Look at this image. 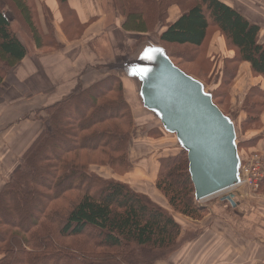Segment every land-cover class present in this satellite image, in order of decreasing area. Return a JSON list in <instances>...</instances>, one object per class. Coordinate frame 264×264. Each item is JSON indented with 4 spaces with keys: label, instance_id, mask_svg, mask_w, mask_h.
Returning a JSON list of instances; mask_svg holds the SVG:
<instances>
[{
    "label": "trees",
    "instance_id": "trees-1",
    "mask_svg": "<svg viewBox=\"0 0 264 264\" xmlns=\"http://www.w3.org/2000/svg\"><path fill=\"white\" fill-rule=\"evenodd\" d=\"M55 1L63 32L64 10L75 15L73 20L81 29L76 38L70 39L81 38L88 23L78 19L70 0ZM111 3L124 32L155 33L159 43L153 45L161 46L176 66L208 88L214 104L234 123L241 160L242 150L260 152L252 149H259V141L264 138L260 132L264 126V85L255 83L241 94L232 92L244 63L264 84V0H237L232 4L223 0ZM5 6L23 21L37 49L57 50L61 46L55 35L44 40L31 0H0V82L27 53L11 29ZM171 7L178 9L175 18H171ZM211 29L218 32L227 53L221 59L218 50L215 54L209 50ZM202 47L205 53L199 58ZM198 59L201 77L178 64ZM226 99L229 108L223 109ZM42 111L44 117L39 116L40 111L35 116L38 132L0 187V264H156L169 261L178 244L188 242L183 240L186 218L192 226L202 221L204 227L211 225L215 232L229 228L237 232L240 217L234 216L235 206L230 202L221 198L207 206L195 200L187 153L177 141V151L159 156L154 172L153 186L168 208L123 181L131 168L130 141L138 126L119 76L110 73L78 85ZM149 112L160 122L155 113ZM165 133L160 125L155 131L147 130L146 135L159 138ZM11 187L20 196L11 192ZM257 191L264 192V171ZM249 221L252 232L245 227L239 232L253 240L261 239L255 225L261 227L262 218ZM201 233L197 227L189 240L200 242Z\"/></svg>",
    "mask_w": 264,
    "mask_h": 264
},
{
    "label": "rangeland",
    "instance_id": "rangeland-1",
    "mask_svg": "<svg viewBox=\"0 0 264 264\" xmlns=\"http://www.w3.org/2000/svg\"><path fill=\"white\" fill-rule=\"evenodd\" d=\"M101 1L102 9L100 8L99 13L103 12V15L99 22L97 21L91 28L92 30H103L95 33V36L100 35L99 39L88 45L87 43H75L72 45L73 52H71L72 49L67 51L65 47L62 50L48 47L37 49L23 21L16 18L10 8L5 6L11 29L24 44L27 53L19 63L6 71L0 82V187L18 166L20 155L38 132L40 126L36 121L38 120L35 117L36 112L40 111L38 112L39 116L44 117L45 113H43L42 108L47 104H52L60 97L69 94L78 85L100 78L108 72L123 76L125 97L131 105L136 121L135 124L138 126L136 136L130 141L129 158L131 168L129 173L122 179L136 190L147 193L159 204L168 208L153 186L155 165L159 156L171 152L175 153L179 146L176 144L175 136L171 134L165 133L159 138L146 135L147 130L155 131L161 124L155 118V115L143 107L138 97L140 83L137 78L131 76L129 78L124 75H128V67H130V64L124 63L127 57L134 59L143 48L159 42L155 33L135 35L132 38L130 35L127 38H125L124 34L120 35L116 27L113 26L117 13L114 11L111 0ZM223 1L229 4L237 2V0ZM31 2L35 10L37 25L42 32L44 40L48 41L53 38L57 30L60 35L59 29L54 28L53 14L47 8L45 1L31 0ZM98 3L100 5V0H98ZM177 10L175 7L170 8L171 18H175ZM62 12L66 22L65 28L63 27L66 30L65 34L68 38H76L81 29L75 24V15L72 12L71 14H66L64 10ZM161 28L162 26L159 27L160 30ZM118 38L121 39L120 49H117L116 40ZM209 40V50L213 52L212 54H215L218 50L219 59L227 55L218 32L211 29ZM64 49L67 54L64 53ZM204 50L205 47L204 49L202 47L199 58L204 56ZM198 62L199 59L197 62L185 60V62L178 64L190 73L201 77L203 74H201ZM124 77L127 78V81ZM205 89L209 92L208 88ZM244 90L234 88L232 93L234 95L236 92L241 94ZM46 101L47 104H44ZM222 108H229V99L224 101ZM263 130L264 128L262 127L260 131ZM150 135L157 136L154 133ZM242 151L241 155L244 159L250 155L248 153L250 152L249 150H245L246 152ZM96 171L105 173V175L108 173L107 171ZM258 180L260 183L261 180ZM257 189L252 190L251 187L248 188V186L241 185L240 187H233L229 191L242 196L250 195L243 199L244 201H252L249 202V208L252 209V207L261 205L260 201L264 203V196H258L261 191H257ZM9 190L16 196H20L17 189L15 191V188L11 187ZM227 192L219 193L199 202L201 205L210 206L216 200H221ZM10 203L12 204V201ZM9 208L12 209V205L9 204ZM240 214L241 211L237 215L240 216ZM175 216L177 219L176 214ZM187 219L186 223L180 219L179 221L185 223L184 234H186L183 236V240H188V242L185 241L178 244V248H175V250H178L173 254V257L171 255L172 259L170 257L169 261L163 260L156 264H181L182 261H185V264L193 261H195L194 264H264V246L260 239L253 240L251 237L243 236L241 232L237 233L233 228H229L228 231L227 229L214 231V233L210 234L207 233L210 230L208 227H201L202 221H199L201 224L196 221V223H192L194 224L192 226L190 225L191 221ZM197 227L202 229V231L205 230L199 236V239L201 238L200 242L189 240ZM212 240L214 241L213 243H211ZM258 242L261 245H258ZM221 248L222 252L220 253ZM200 251L202 258H198L200 257ZM225 252L226 255L224 256ZM191 257L193 258L191 259Z\"/></svg>",
    "mask_w": 264,
    "mask_h": 264
},
{
    "label": "water",
    "instance_id": "water-1",
    "mask_svg": "<svg viewBox=\"0 0 264 264\" xmlns=\"http://www.w3.org/2000/svg\"><path fill=\"white\" fill-rule=\"evenodd\" d=\"M131 61L128 74L140 83L143 107L157 115L187 153L195 200L232 189L240 165L234 123L203 83L176 66L159 45L146 46ZM234 196L229 191L222 199L235 206Z\"/></svg>",
    "mask_w": 264,
    "mask_h": 264
},
{
    "label": "crops",
    "instance_id": "crops-1",
    "mask_svg": "<svg viewBox=\"0 0 264 264\" xmlns=\"http://www.w3.org/2000/svg\"><path fill=\"white\" fill-rule=\"evenodd\" d=\"M44 1H45L46 5L48 6L49 10L53 14L54 28L55 29L58 28L59 29V33L61 35L60 36L57 33L58 30L55 32V36L58 39V41L60 42V44H61L59 49L62 50L65 47V48H67V51H70V49H72V45H74L75 43H78V42L84 43V44L87 43V45H88L89 43H92L96 39H99L98 37L100 35L95 36V33H97L99 30L100 31H103V30L102 29H97V30L93 29L92 30L91 28L93 27V25L97 21L99 22V20L101 19L102 15H103V12L99 13L100 8L102 9V6H101V2L102 1L101 0H100V5L98 3V0H70L69 1L70 6L76 12V15H77L78 19L81 22H87L88 23L87 27L84 30V33H83L82 37L78 38V39H70V38H67L65 36V33L63 32L62 27H61V24H62L61 23V18H62V16H61V14H60V12L58 10L56 1L55 0H44ZM117 15H118V13H117ZM117 15H115L116 17H115V21H114V25L113 26L116 27L117 32L120 35L124 34L125 38H127L128 35H130L131 38L134 37L135 35L136 36L140 35V34L124 32L121 29V26H120L121 21H120L119 16H117ZM91 18L93 19V21H91V22L88 21ZM93 36L96 37V38H90V37H93ZM116 42H117V49H120V47H121V39L118 38L116 40ZM73 50L74 49H72L71 52H73ZM64 53H66L65 49H64ZM131 60L132 59L127 57V59L124 60V63L125 64L126 63L127 64H131L132 63ZM86 67L88 68V66H86ZM106 74H110V73L106 72ZM113 74H115V73H113ZM115 75H117V76H119L120 78L123 79L122 75H118V74H115ZM124 75L130 78L129 75H126V74H124ZM125 79L127 81V78H125ZM123 81H124V79H123ZM255 83H260L262 86L264 85L260 78L253 77L251 75L247 63L242 64L240 66L239 73H238L237 77L235 78L233 87L237 88L238 90H244V88H247L248 86H250L252 84H255ZM135 86H136V84H135ZM44 104H47V101ZM263 114H264V112H263ZM263 114H262L261 118H262V122H263V125H264V115ZM263 128H264V126H263ZM260 132L264 134V130H263V132L262 131H260ZM258 148L259 149L255 148V149H252V150H259L261 153H264V138L259 141ZM256 194H258V193H256ZM247 196H250V195L246 194V196H242L241 194L235 193V197H234L235 210H234L233 214H234V216H236L238 218L242 217V218L239 219V221H238V218L236 219L238 221L237 228H236L237 233H239V228L241 229V227H245L250 232H252L253 229L250 227L249 219H251L252 217L262 218V226L260 227V225L256 224L255 228L257 230H259V232L262 234V236H261L262 238L260 239V241L264 245V203H263V201H260L261 205H258L256 207H252V209H250L249 208V202H252V201H248V200L244 201V199H243L244 197H247ZM258 196H264V192H261L260 195H258ZM240 211H241V214H240V216H238L237 214H239ZM259 211H260V213H258V214H260V215L257 214V212H259ZM231 214H232V212H231ZM243 214H245V215H243ZM210 215H212V214H210ZM230 218L232 219L231 216H230ZM198 224H201V222H199ZM201 227H203V224H202ZM207 227L210 230L214 231L211 225L207 226ZM207 227H205V228H207ZM204 231L205 230H203L202 232H204ZM201 258H202V256H201ZM187 264H192V263L188 262Z\"/></svg>",
    "mask_w": 264,
    "mask_h": 264
},
{
    "label": "built area",
    "instance_id": "built-area-1",
    "mask_svg": "<svg viewBox=\"0 0 264 264\" xmlns=\"http://www.w3.org/2000/svg\"><path fill=\"white\" fill-rule=\"evenodd\" d=\"M264 171V154L261 152H255L247 156L242 160L239 166V182L235 187L241 185L248 186L252 190H256L259 185V180L263 177Z\"/></svg>",
    "mask_w": 264,
    "mask_h": 264
},
{
    "label": "bare ground",
    "instance_id": "bare-ground-1",
    "mask_svg": "<svg viewBox=\"0 0 264 264\" xmlns=\"http://www.w3.org/2000/svg\"><path fill=\"white\" fill-rule=\"evenodd\" d=\"M240 158V157H239ZM235 197V196H234Z\"/></svg>",
    "mask_w": 264,
    "mask_h": 264
}]
</instances>
